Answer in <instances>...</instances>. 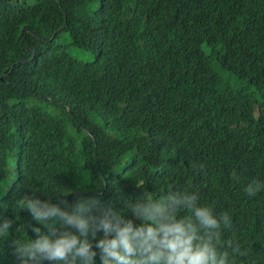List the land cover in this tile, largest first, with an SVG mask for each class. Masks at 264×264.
I'll return each mask as SVG.
<instances>
[{"label":"trees","instance_id":"obj_1","mask_svg":"<svg viewBox=\"0 0 264 264\" xmlns=\"http://www.w3.org/2000/svg\"><path fill=\"white\" fill-rule=\"evenodd\" d=\"M253 181L264 184V0H0V223L13 221L0 264H20L12 242L36 239L30 224L51 234L24 196L138 224L127 204L169 191L231 217L234 264H264Z\"/></svg>","mask_w":264,"mask_h":264},{"label":"clouds","instance_id":"obj_2","mask_svg":"<svg viewBox=\"0 0 264 264\" xmlns=\"http://www.w3.org/2000/svg\"><path fill=\"white\" fill-rule=\"evenodd\" d=\"M262 189L264 184L253 181L245 192L254 197ZM22 199V209L51 234L30 224L37 238L12 242L20 264H96L94 247L101 264H234L236 255H244L239 244L222 240L221 227L230 228L231 217L227 213L217 217L211 207L199 205L197 193L169 191L160 199L142 194L127 204L138 224L88 201H78L68 211L64 199L60 204L35 195ZM181 209L191 214L179 216ZM12 223L8 219L0 223V237L8 236ZM99 232L103 237L97 238Z\"/></svg>","mask_w":264,"mask_h":264},{"label":"rangeland","instance_id":"obj_3","mask_svg":"<svg viewBox=\"0 0 264 264\" xmlns=\"http://www.w3.org/2000/svg\"><path fill=\"white\" fill-rule=\"evenodd\" d=\"M71 55L74 59L82 62H92L94 60L93 55L86 51L72 50ZM229 81L233 82V79H230Z\"/></svg>","mask_w":264,"mask_h":264}]
</instances>
